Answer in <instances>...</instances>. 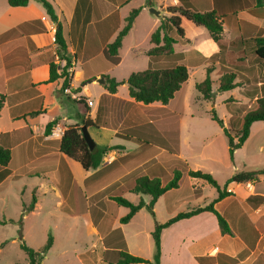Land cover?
<instances>
[{
	"label": "crops",
	"instance_id": "obj_1",
	"mask_svg": "<svg viewBox=\"0 0 264 264\" xmlns=\"http://www.w3.org/2000/svg\"><path fill=\"white\" fill-rule=\"evenodd\" d=\"M47 1L55 19L37 0H29L23 6L0 0V94L4 96L0 108V147L9 151L7 163L0 164V205L3 211L12 207L14 210V214L4 212L0 217L13 222L0 225H17L19 243L28 235H36V243L27 242L34 249L41 247L50 233L53 241L44 257L59 246L78 249L74 252L77 264H110L118 259L120 251L151 260L153 249H142L141 230L134 227L137 216L146 208L138 210L129 221L121 222L128 208L113 197L121 196L132 203L143 200L147 204L150 195L132 191L135 180L147 176L164 183L176 162L179 168L182 165L186 170L200 169L214 176L221 159L207 143L193 146L199 135L192 124L196 122L195 113L186 102L184 88L198 72L205 78L206 68L210 67L216 96L218 78L223 72H231L237 85L223 92L233 96L234 103L255 105L256 97L264 95V58L256 54V39L264 38V0ZM149 7L157 13L150 12ZM170 7L213 10L222 22L219 41H214L204 27L181 17L182 36H176L170 26L166 28L167 34L177 40L172 57L154 62L147 55L153 46L150 35L162 19L176 14ZM135 8L139 11L131 27L121 38L116 54H110L108 44ZM58 26L66 44L60 54L55 43ZM61 55L70 62L66 69L67 85L79 96L90 99L91 105L62 92L64 77L49 81V63H56L60 72L64 65ZM170 61L183 63L188 77L166 104L136 101L129 96L126 83L109 92L105 80L96 81L102 75L125 80L133 71ZM136 62L141 68H135ZM91 77L94 79L83 82ZM91 85L95 87L94 93L90 91ZM198 97L202 99L200 93ZM226 107L233 109L228 103ZM84 120L89 123L87 130L95 145L114 146L95 168L84 169L62 153L61 136L51 135L52 128L46 131L51 121L64 131L68 125L82 126ZM257 122L251 124L249 136L235 150L233 161L228 157L234 167L229 176L241 169L264 170L257 161L261 144L255 145L254 150L245 149L252 141ZM239 150L244 153L238 157ZM163 173L167 175L162 176ZM187 176L182 173L183 178ZM257 177L248 182V187L229 184L231 194L214 203L231 234L220 231L211 211L182 218L161 232L160 264H202L199 258L203 264H264V200L247 199L250 195L264 197V172ZM188 178L189 192L179 200H187L188 209L204 206L216 197L217 192L198 202L196 197L201 194L196 193V187L204 181ZM181 180L171 189H179ZM167 191L157 198L153 210ZM33 197L32 206L27 208ZM167 208L168 218L188 210H175L171 202ZM154 225L148 228L150 237ZM2 244L4 241H0Z\"/></svg>",
	"mask_w": 264,
	"mask_h": 264
},
{
	"label": "trees",
	"instance_id": "obj_2",
	"mask_svg": "<svg viewBox=\"0 0 264 264\" xmlns=\"http://www.w3.org/2000/svg\"><path fill=\"white\" fill-rule=\"evenodd\" d=\"M39 1L46 12L52 19H55V14L52 6L47 0ZM29 0H7V3L11 6H23L26 5ZM170 10L175 12V15H171L161 20L160 24L153 30L150 35V41L153 46L147 51V55L155 62L160 58H171L173 55V44L177 41L174 37L167 34V26H173L178 35H183V30L180 26L181 17L191 21L197 26L204 27L211 35V38L218 42L220 34L222 32V22L220 18L211 11H197L189 7H170ZM139 9H132L125 18V24L118 32L115 39L108 44V51L110 54H116L118 47L121 43V38L127 33L132 25V22L138 13ZM258 48L256 54L260 58H264V38L256 39ZM55 43L57 44L58 53L64 51L66 48L65 40L61 33V28L58 26L55 30ZM261 45V47H260ZM60 58L64 61V65L60 72H57V64L54 62L49 63V81H53L59 77H64L63 87L67 85V67L70 66V62L63 55ZM211 68H206L205 78L195 84L196 90L200 93L201 98L207 101L213 100L215 97V91L212 89V79L210 77ZM106 88L109 92H115L116 87L119 84L126 83L128 88V94L136 101H140L144 104L158 101L162 104H166L171 99L174 93L181 87V84L188 77L187 67L176 61H170L165 64H159L156 62L152 67L133 71L125 80L118 81L108 75H102ZM235 75L231 72H223L218 78V87L216 91L223 92L231 90L237 83L234 81ZM94 77L85 78L84 83L93 80ZM4 96L0 94V108L3 103ZM210 117L216 121L221 127L224 136L226 137L227 153L230 161H233L234 152L240 148L247 137L249 136L250 126L255 121H264V95L256 97L255 105L252 108L247 109L242 114V123L240 128L236 130V135H231L228 128L224 126L222 119L217 115L215 110L210 109ZM54 121L49 122L46 125V131H49L54 125ZM84 126H88L87 120L82 122ZM82 125V126H83ZM113 147H99L94 145L92 149L88 148L87 143L82 137L81 126L79 125H68L63 131L60 138L59 150L67 155L68 157L79 162L84 169L95 168L99 165L102 156L107 152L108 149ZM9 158V151L0 147V164H6ZM186 174L192 178L201 179L204 182L213 186L217 192L215 198L204 206L192 207L186 211H179L175 215L169 217L164 222H155L154 228L151 232L153 240V256L151 260L137 257L127 253L126 251H120L118 259L110 264H130V263H149V264H160L159 256L161 251L160 236L164 228L170 226L174 222L195 215L202 211H211L215 214L219 229L222 233L231 234L229 225L225 218L218 213L214 208V203L221 200L222 198L231 194L228 190V186L231 183H247L257 180L259 173H263L264 170H253V169H241L234 172L229 176L222 185H220L212 176L211 173L202 171L200 169L185 170ZM183 171L181 169H174L172 177L166 180L164 183L159 178H149L147 176H140L135 180V184L132 191L135 193L148 194L150 195V201L145 204L143 200H139L137 203H132L124 197L116 196L113 199L128 208V212L120 218L121 222H127L130 218L142 207H145L149 213L154 217L153 205L157 198L162 195L165 191L175 188L179 184V180L182 176ZM248 200L255 199L257 201L264 200L263 196L250 195L247 197ZM34 202V197L30 205L31 207ZM7 222H13L12 219H0V224H6ZM53 238L50 233L47 235L45 243L38 249H34L28 246L23 240L20 241L19 246L24 251L27 257L26 263L16 264H43L41 259L46 254L52 244ZM199 262L203 264L201 258Z\"/></svg>",
	"mask_w": 264,
	"mask_h": 264
},
{
	"label": "rangeland",
	"instance_id": "obj_3",
	"mask_svg": "<svg viewBox=\"0 0 264 264\" xmlns=\"http://www.w3.org/2000/svg\"><path fill=\"white\" fill-rule=\"evenodd\" d=\"M170 26V25H169ZM172 29H174V34L176 36H179L176 29L173 26H170ZM134 64V63H133ZM135 68H141L140 63H135ZM204 78V74H200V72L192 75L189 78V83L185 88V98L186 102H188L191 105V108H193V111L195 113V119L196 122H192V124L195 127L196 133L199 135L198 138H196V142H192L194 147H197L201 143H207L211 146L213 151L215 152L216 156L221 159L220 163L221 166L216 167L214 169V179L222 184L227 176L231 174L234 170L233 163L229 161L227 156V150H226V137L224 136L223 132L220 130V126L217 124L216 121L212 120L210 117V109H214L217 115L223 119L224 122L228 121L229 115L233 114L231 120L229 123L225 124L224 126L228 128L231 135H236V130L240 128L242 119L241 115L249 108H252L251 106L248 107L246 104H238L234 103L235 98L233 96L228 97V92H219L216 93V96L213 101H207L202 100L198 97L199 92L194 88L193 84L194 82H200ZM89 82V81H87ZM86 82V83H87ZM90 91L92 93L95 92L94 85L89 86ZM228 97V99L225 101V99ZM72 103V102H71ZM226 103L232 106V111L228 110L226 107ZM238 105V107H237ZM240 105V106H239ZM79 107L81 110H85L84 105L80 103ZM257 125V128L253 132V138L252 141L248 143V146H246V150L250 151L251 149L254 150L259 144H261V151L260 154H258L257 161L260 162L261 165L264 166V121H258L255 123ZM92 132V129H91ZM90 134V133H89ZM194 141V139H193ZM262 142V143H261ZM196 144H198L196 146ZM256 145V147H255ZM244 152L243 150L238 151V157L242 155ZM179 163L176 162V166L170 170L169 178L172 177L173 170L178 168L181 169L183 172H185L186 168L185 166L182 167ZM167 173H163L162 176H166ZM166 178V177H165ZM182 178V184L179 189H170L165 194V197L159 198L158 203L156 204V210L154 209V217L149 213L148 210L144 209L140 212V214L137 216V220L134 224V227L140 228L141 235H142V249H153V242L149 235L148 228L154 225V220L157 222H162L168 218L167 211L169 212L167 208L168 202H171V205L173 204L175 206V210H186L189 208L187 200H180L182 195H185L189 192L188 187V176ZM167 179V180H168ZM191 179V178H190ZM244 186L248 187L249 184L247 183H240ZM196 193L201 194V196H197L196 198H199L198 202H201L203 197L205 198V201L208 200L213 194L216 193V190L213 186L210 184L203 182L201 186L196 187ZM175 201V202H174ZM211 201V200H210ZM209 201V202H210ZM6 214H14L13 207L11 210H2V206L0 205V217L3 213ZM177 212V211H176ZM18 226L17 225H6L1 226L0 225V241H4V244L0 246V264H16V263H26L27 257L24 251L19 247V239H18ZM23 234V231H22ZM150 239V240H149ZM25 243H36L38 241V237L36 235H28L26 240L24 238ZM62 240H60L61 242ZM64 241V240H63ZM29 243H27L29 245ZM151 243V244H150ZM31 246V245H29ZM32 247V246H31ZM33 248V247H32ZM78 249H72L70 247H67L66 249H61L59 246H56L54 249H52L48 256H43V264H77L75 262L74 252H76ZM110 254V252H109Z\"/></svg>",
	"mask_w": 264,
	"mask_h": 264
},
{
	"label": "built area",
	"instance_id": "obj_4",
	"mask_svg": "<svg viewBox=\"0 0 264 264\" xmlns=\"http://www.w3.org/2000/svg\"><path fill=\"white\" fill-rule=\"evenodd\" d=\"M69 76V75H68ZM67 76V77H68ZM62 92L68 96H70L72 99L77 100V101H85L87 105H91L92 101L90 99H84L83 97L79 96L78 93H76L75 91H73L69 85H66L64 87H62ZM63 133L61 127L55 125L52 127L51 129V135L55 136V137H59L62 136L61 134Z\"/></svg>",
	"mask_w": 264,
	"mask_h": 264
},
{
	"label": "water",
	"instance_id": "obj_5",
	"mask_svg": "<svg viewBox=\"0 0 264 264\" xmlns=\"http://www.w3.org/2000/svg\"><path fill=\"white\" fill-rule=\"evenodd\" d=\"M150 12L153 13H157V10H155L153 7H149L148 9ZM96 81H98L99 83H103L104 82V78L103 77H99L96 79ZM81 133H82V137L84 138L85 142L88 145L89 149H92L95 145L94 140L92 139L91 135L89 134L88 130H87V126H81Z\"/></svg>",
	"mask_w": 264,
	"mask_h": 264
}]
</instances>
